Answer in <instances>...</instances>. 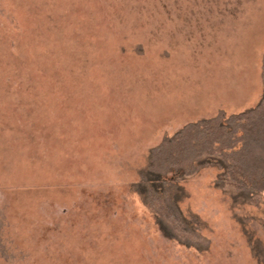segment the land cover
<instances>
[{
    "label": "rangeland",
    "instance_id": "obj_1",
    "mask_svg": "<svg viewBox=\"0 0 264 264\" xmlns=\"http://www.w3.org/2000/svg\"><path fill=\"white\" fill-rule=\"evenodd\" d=\"M263 54L264 0H0V264H264V193L216 166L179 182L206 251L131 190L163 137L258 102Z\"/></svg>",
    "mask_w": 264,
    "mask_h": 264
},
{
    "label": "trees",
    "instance_id": "obj_2",
    "mask_svg": "<svg viewBox=\"0 0 264 264\" xmlns=\"http://www.w3.org/2000/svg\"><path fill=\"white\" fill-rule=\"evenodd\" d=\"M260 78L262 91L253 107L237 113L220 109L211 117L186 122L149 149L147 164L131 190L165 237L198 251L209 248V239L192 226L177 203L179 182L203 166L220 170L214 187L231 191L235 201L259 203L264 193V54ZM171 172L175 174L169 176Z\"/></svg>",
    "mask_w": 264,
    "mask_h": 264
},
{
    "label": "crops",
    "instance_id": "obj_3",
    "mask_svg": "<svg viewBox=\"0 0 264 264\" xmlns=\"http://www.w3.org/2000/svg\"><path fill=\"white\" fill-rule=\"evenodd\" d=\"M218 110H220V109H218ZM218 110H217V111H218ZM217 111H216L214 114H212V115H209V116H206V117H205V116H204V117L202 116L201 118H208V117H211V116L215 115V114L217 113ZM201 118H197V119H201ZM197 119H194V120H197ZM194 120H190V121H194ZM187 122H189V121H187ZM184 124H185V123H184Z\"/></svg>",
    "mask_w": 264,
    "mask_h": 264
}]
</instances>
